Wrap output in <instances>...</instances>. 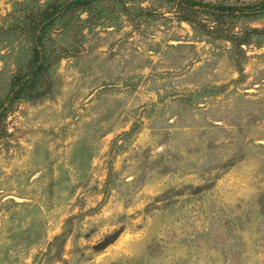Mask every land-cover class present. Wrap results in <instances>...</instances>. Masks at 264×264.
Instances as JSON below:
<instances>
[{
	"label": "rangeland",
	"instance_id": "obj_1",
	"mask_svg": "<svg viewBox=\"0 0 264 264\" xmlns=\"http://www.w3.org/2000/svg\"><path fill=\"white\" fill-rule=\"evenodd\" d=\"M69 1L0 0V264H264V15L60 10L12 99Z\"/></svg>",
	"mask_w": 264,
	"mask_h": 264
},
{
	"label": "trees",
	"instance_id": "obj_2",
	"mask_svg": "<svg viewBox=\"0 0 264 264\" xmlns=\"http://www.w3.org/2000/svg\"><path fill=\"white\" fill-rule=\"evenodd\" d=\"M95 0H72L66 3L55 6L54 10L46 17L45 24L36 39V47L31 61V68L28 73L20 75L13 80L12 84V99L33 98L37 96L38 77L46 68V57L42 56L38 50L41 47V41L45 36L46 31L52 23L57 19L54 17L56 12L60 11L59 15L70 10L78 9L87 6ZM176 6L180 10V20L189 22L200 29H208L213 32H220L223 24L230 18L237 17H254L264 15V1L252 3L249 5H226L223 3H203L196 0H176ZM196 15H203L205 19L197 20Z\"/></svg>",
	"mask_w": 264,
	"mask_h": 264
}]
</instances>
